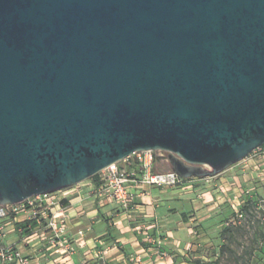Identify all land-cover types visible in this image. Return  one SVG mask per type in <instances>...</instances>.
I'll use <instances>...</instances> for the list:
<instances>
[{
	"label": "water",
	"instance_id": "water-1",
	"mask_svg": "<svg viewBox=\"0 0 264 264\" xmlns=\"http://www.w3.org/2000/svg\"><path fill=\"white\" fill-rule=\"evenodd\" d=\"M264 146V0H0V205L137 152L180 179Z\"/></svg>",
	"mask_w": 264,
	"mask_h": 264
},
{
	"label": "crops",
	"instance_id": "crops-1",
	"mask_svg": "<svg viewBox=\"0 0 264 264\" xmlns=\"http://www.w3.org/2000/svg\"><path fill=\"white\" fill-rule=\"evenodd\" d=\"M122 167L133 171L135 165L130 161ZM207 179H189L175 187L133 188L135 206L128 213L116 203L100 205L95 197L99 179H91L66 189L69 196L63 206L68 214L70 253L48 241L27 242L11 232L12 227L6 228L10 231L6 241L28 264H202L208 259L196 251L210 245L197 239L204 233L208 240L212 237L210 218L216 205L208 200L202 203L201 197L208 196L194 186ZM192 226L203 234L192 238ZM79 231H84L83 238ZM188 253L194 254L189 257Z\"/></svg>",
	"mask_w": 264,
	"mask_h": 264
},
{
	"label": "rangeland",
	"instance_id": "rangeland-1",
	"mask_svg": "<svg viewBox=\"0 0 264 264\" xmlns=\"http://www.w3.org/2000/svg\"><path fill=\"white\" fill-rule=\"evenodd\" d=\"M155 161L156 174L171 172L166 152H155ZM93 179L97 181L99 177ZM194 188L208 196L200 195L202 203L208 200L209 204L216 205L211 212L213 223L209 240L207 233L202 235L192 226V238L202 235L197 240H205L210 245V249L200 248L196 253L212 261H197L202 264H264L263 150L253 152L220 176L207 179Z\"/></svg>",
	"mask_w": 264,
	"mask_h": 264
},
{
	"label": "built area",
	"instance_id": "built-area-1",
	"mask_svg": "<svg viewBox=\"0 0 264 264\" xmlns=\"http://www.w3.org/2000/svg\"><path fill=\"white\" fill-rule=\"evenodd\" d=\"M264 146L255 150L262 151ZM132 161L135 165L130 171L122 164ZM155 152H137L126 160L112 164L99 175V188L95 194L100 205L118 204L126 213L135 206L133 188L148 186L151 188L175 187L185 180L173 172L168 174L155 173ZM69 196L68 190L49 195L29 198L17 205H0V262L3 264H28L25 257L10 245L6 239L11 232L22 235L27 242L48 241L57 250L70 253L68 214L63 206V200ZM32 232V233H30ZM78 236L84 237V231Z\"/></svg>",
	"mask_w": 264,
	"mask_h": 264
},
{
	"label": "trees",
	"instance_id": "trees-1",
	"mask_svg": "<svg viewBox=\"0 0 264 264\" xmlns=\"http://www.w3.org/2000/svg\"><path fill=\"white\" fill-rule=\"evenodd\" d=\"M97 177V176H96Z\"/></svg>",
	"mask_w": 264,
	"mask_h": 264
}]
</instances>
